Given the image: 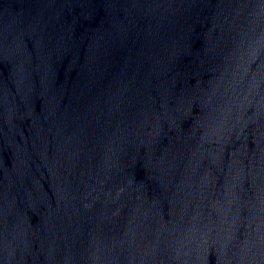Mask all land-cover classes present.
<instances>
[{
    "label": "water",
    "instance_id": "obj_1",
    "mask_svg": "<svg viewBox=\"0 0 264 264\" xmlns=\"http://www.w3.org/2000/svg\"><path fill=\"white\" fill-rule=\"evenodd\" d=\"M0 264H264V0H0Z\"/></svg>",
    "mask_w": 264,
    "mask_h": 264
}]
</instances>
